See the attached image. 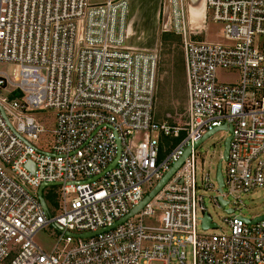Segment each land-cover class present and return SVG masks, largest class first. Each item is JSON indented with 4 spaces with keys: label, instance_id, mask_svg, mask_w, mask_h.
<instances>
[{
    "label": "built area",
    "instance_id": "2783aa9c",
    "mask_svg": "<svg viewBox=\"0 0 264 264\" xmlns=\"http://www.w3.org/2000/svg\"><path fill=\"white\" fill-rule=\"evenodd\" d=\"M165 4L161 32L182 40L188 89L171 123L154 115L160 52L126 45V0H0V64L16 68L13 79L0 71V264H264V220L245 222L264 214H236L242 196L264 191V0H205L201 25L187 0ZM210 22L220 41L204 40ZM219 71L238 78L220 83ZM216 129H230L220 192L217 165L197 179L192 149L119 223ZM42 185L57 188L56 213L43 196L48 216ZM206 201L224 210L225 231ZM205 215L215 228L202 229ZM48 227L45 250L34 238Z\"/></svg>",
    "mask_w": 264,
    "mask_h": 264
},
{
    "label": "rangeland",
    "instance_id": "374dc122",
    "mask_svg": "<svg viewBox=\"0 0 264 264\" xmlns=\"http://www.w3.org/2000/svg\"><path fill=\"white\" fill-rule=\"evenodd\" d=\"M104 0H91L92 3L102 2ZM160 60L157 68V86H158V94H157V114L167 116L164 112L167 110L166 99L169 94H172V89L175 88L178 91L179 86L184 82L185 77V65L183 58V45L182 40L179 37L174 36L171 33H160ZM221 33L220 26L209 23L206 29V33L204 35V40L208 42H216L220 41ZM202 39V38H201ZM16 68L12 65L8 64H0V71L4 72L8 75L10 79H13L15 76ZM238 78V74L233 71H219L217 73V79L220 83H231L235 82ZM182 93V92H181ZM182 95V94H181ZM180 95V96H181ZM156 103V100H155ZM182 113V112H181ZM54 115V113L52 112ZM178 114V113H176ZM155 115V109H154ZM175 115V114H174ZM174 115L168 116V118H172ZM40 118L41 123L44 125L45 129L48 131L53 130L54 125L52 123V115L50 113H40L37 115ZM51 121L49 122V119ZM168 118L166 121L167 122ZM229 137L228 133H216L212 137L205 140L197 149L196 155L198 160V171H197V179L201 178L207 171L210 169V175L215 170L216 165L219 162L220 154L223 152V143L224 140ZM136 141H140L142 139V135H138L135 137ZM47 140H50L49 134H44L40 137L41 148H44ZM171 140L168 138H161L160 144L164 148H168L171 144ZM204 162V164H203ZM215 165V166H214ZM55 190L57 188H53L47 193H44V199L51 209L52 212H55L53 209V205L56 202ZM207 196V194H205ZM213 194H208L211 197ZM206 207L209 215L212 220L217 223L223 231H225L224 227L221 225V220L225 217V212L223 209L214 208L206 201ZM56 213V212H55ZM237 215H241L244 218H251L257 215L264 214V191L259 190L256 192H252L249 195L242 196L241 204L239 205L237 211ZM157 220L146 221V224H155ZM55 231L52 227L45 228L41 230L34 238L35 242L43 247L45 250H49V248L53 245Z\"/></svg>",
    "mask_w": 264,
    "mask_h": 264
},
{
    "label": "crops",
    "instance_id": "0c3cea01",
    "mask_svg": "<svg viewBox=\"0 0 264 264\" xmlns=\"http://www.w3.org/2000/svg\"><path fill=\"white\" fill-rule=\"evenodd\" d=\"M126 1L128 3L126 39L127 47L132 50H158L160 52V33L162 27V0ZM184 72V82L181 86H179L178 91H176L175 88L172 89V94H169L168 98L165 100L167 104V110L164 112L167 115L165 118L164 116L157 114V94L159 88L156 82L155 120L157 122L160 123L166 121L168 116L174 114L176 115V113L181 114V112L183 113L185 111L188 105L186 67ZM167 122L171 123V118H168Z\"/></svg>",
    "mask_w": 264,
    "mask_h": 264
},
{
    "label": "water",
    "instance_id": "95a60500",
    "mask_svg": "<svg viewBox=\"0 0 264 264\" xmlns=\"http://www.w3.org/2000/svg\"><path fill=\"white\" fill-rule=\"evenodd\" d=\"M197 3L199 4V6L201 8V12H200V14H198V16L197 15L195 16V12L193 11V7H195L197 5ZM187 6H188V11H189L191 21L196 25H201L203 23V19H204L205 0H187ZM167 19H168L167 6L165 4L163 9H162V24L163 25L167 24ZM219 131H220V129L213 130L212 132L208 133L207 135L202 137L200 140L195 142L191 147H188L185 150L183 156L180 158V160L171 167V169L162 177V179L155 185V187L142 200V202L137 207L132 209L124 219L119 221V223L124 222L125 220H127L128 218H131L137 212H139L162 189V187L167 183V181L170 179V177L180 168L183 161L190 155L191 150L197 149L205 140L212 137L213 135H215ZM228 133H230V129H228ZM229 142H230V137H227L223 143V147H224L223 152H222V160L223 161H226L227 157H228ZM222 160H220L218 162L217 167H216V181H217V184L219 187V192H220L221 188L223 187V181H222V175H221V161ZM47 187H50V186L42 185L38 189L37 195H38V199H39V202L43 208L44 213L48 216L49 215L48 209H47L46 203H45V201L43 199V195H42L43 190ZM219 203L221 204V206H223L225 204V202H223L222 199H219ZM262 220H264V215L258 217L257 219H255L253 221H245V222L248 224H254V223L262 221ZM213 228H215V225L211 224L210 218L207 215H205L204 218L202 219V229L207 230V229H213ZM89 236H90L89 234L82 235L83 238H87Z\"/></svg>",
    "mask_w": 264,
    "mask_h": 264
},
{
    "label": "bare ground",
    "instance_id": "6f19581e",
    "mask_svg": "<svg viewBox=\"0 0 264 264\" xmlns=\"http://www.w3.org/2000/svg\"><path fill=\"white\" fill-rule=\"evenodd\" d=\"M193 11L195 12V16L196 15L198 16V14H200L201 8H200L198 3H197V5L195 7H193Z\"/></svg>",
    "mask_w": 264,
    "mask_h": 264
},
{
    "label": "trees",
    "instance_id": "16d2710c",
    "mask_svg": "<svg viewBox=\"0 0 264 264\" xmlns=\"http://www.w3.org/2000/svg\"><path fill=\"white\" fill-rule=\"evenodd\" d=\"M160 157H162V156H160ZM47 192H49V191H46L45 193H47Z\"/></svg>",
    "mask_w": 264,
    "mask_h": 264
}]
</instances>
